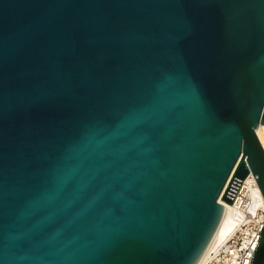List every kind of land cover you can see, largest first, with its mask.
I'll list each match as a JSON object with an SVG mask.
<instances>
[{
    "label": "water",
    "instance_id": "water-1",
    "mask_svg": "<svg viewBox=\"0 0 264 264\" xmlns=\"http://www.w3.org/2000/svg\"><path fill=\"white\" fill-rule=\"evenodd\" d=\"M260 125L264 0H0V264H198Z\"/></svg>",
    "mask_w": 264,
    "mask_h": 264
},
{
    "label": "built area",
    "instance_id": "built-area-1",
    "mask_svg": "<svg viewBox=\"0 0 264 264\" xmlns=\"http://www.w3.org/2000/svg\"><path fill=\"white\" fill-rule=\"evenodd\" d=\"M260 140L264 148V138ZM257 188L260 189L253 173L242 180L232 202L237 224L211 249L204 264L251 263L264 224V205Z\"/></svg>",
    "mask_w": 264,
    "mask_h": 264
},
{
    "label": "bare ground",
    "instance_id": "bare-ground-1",
    "mask_svg": "<svg viewBox=\"0 0 264 264\" xmlns=\"http://www.w3.org/2000/svg\"><path fill=\"white\" fill-rule=\"evenodd\" d=\"M257 133L258 136L260 138H264L263 133H264V125H260L257 128ZM257 191H259L260 197L263 200V205H264V197L262 195V192L260 189L257 188ZM225 205V207L228 208L227 214L225 216V219L222 223V225L220 226L215 238L213 239L212 243L210 244L209 248L207 249V251L205 252L204 256L202 257V259L199 261L198 264H204L205 260L209 254V252L211 251V249H213L215 247V245L217 244V242L219 240H221L222 238H224L226 235H228L235 227V225L237 224V212L234 211L233 209V205L232 203H228L226 201H222Z\"/></svg>",
    "mask_w": 264,
    "mask_h": 264
},
{
    "label": "rangeland",
    "instance_id": "rangeland-1",
    "mask_svg": "<svg viewBox=\"0 0 264 264\" xmlns=\"http://www.w3.org/2000/svg\"><path fill=\"white\" fill-rule=\"evenodd\" d=\"M263 136H264V133H263Z\"/></svg>",
    "mask_w": 264,
    "mask_h": 264
}]
</instances>
